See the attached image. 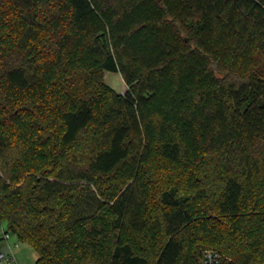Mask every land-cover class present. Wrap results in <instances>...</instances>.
Wrapping results in <instances>:
<instances>
[{
    "label": "trees",
    "instance_id": "16d2710c",
    "mask_svg": "<svg viewBox=\"0 0 264 264\" xmlns=\"http://www.w3.org/2000/svg\"><path fill=\"white\" fill-rule=\"evenodd\" d=\"M263 58L264 0H0V220L36 264H264Z\"/></svg>",
    "mask_w": 264,
    "mask_h": 264
},
{
    "label": "built area",
    "instance_id": "2783aa9c",
    "mask_svg": "<svg viewBox=\"0 0 264 264\" xmlns=\"http://www.w3.org/2000/svg\"><path fill=\"white\" fill-rule=\"evenodd\" d=\"M11 236L15 235L8 230L6 223L0 220V264H19L10 242ZM200 260L202 264H219L221 256L218 252L205 248L201 250Z\"/></svg>",
    "mask_w": 264,
    "mask_h": 264
},
{
    "label": "rangeland",
    "instance_id": "374dc122",
    "mask_svg": "<svg viewBox=\"0 0 264 264\" xmlns=\"http://www.w3.org/2000/svg\"><path fill=\"white\" fill-rule=\"evenodd\" d=\"M104 81L119 94L127 91V85L119 73L105 72ZM10 242L19 264H36L37 254L29 244L19 242L15 236H11Z\"/></svg>",
    "mask_w": 264,
    "mask_h": 264
}]
</instances>
